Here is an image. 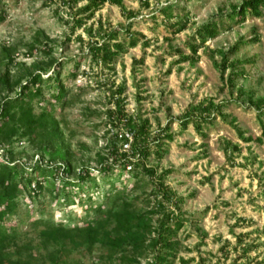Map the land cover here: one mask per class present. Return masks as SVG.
I'll return each instance as SVG.
<instances>
[{
    "label": "trees",
    "instance_id": "trees-1",
    "mask_svg": "<svg viewBox=\"0 0 264 264\" xmlns=\"http://www.w3.org/2000/svg\"><path fill=\"white\" fill-rule=\"evenodd\" d=\"M62 2L75 27L83 28L93 39L87 43L86 54L91 71L100 66L108 73L114 72L116 60L127 49L140 43L144 50L150 45L146 36L132 30L130 22L117 29L105 27L100 19L95 21V28L85 26L105 4L118 7L127 21L136 17L135 12L126 10L123 0ZM80 3L83 5L78 7ZM145 5L148 6V2ZM263 12L264 0H241L224 15L197 26L183 43L188 53L179 47L171 48L169 55L177 56L171 64L198 62L199 49L219 35L223 21L229 23L228 27L241 25L246 17L260 18ZM159 15L172 37L186 30L190 23L188 12L182 16L174 14L172 6L160 8ZM3 20L4 15L0 13V23ZM42 36L45 55L50 57L51 42L45 35ZM78 41L83 42L80 36ZM258 41V35L249 40L241 38L228 50L217 51L220 57L217 68L222 73L226 69L231 70L225 80L231 90L243 72L237 70L241 62L230 60V57L242 46ZM34 46H29L31 52L36 49ZM0 54V264H82L80 259L90 256L95 249L102 252L99 259L105 264H175L176 261L178 264H189L191 259L178 257V233L185 224L194 225L196 221L185 218L181 212L182 198L176 196L165 182L169 171L157 174L156 169L149 165L151 157L156 160L164 157L169 143L175 138L170 122L151 131L147 118L125 112L124 86H113L109 96L114 106V110L109 112L110 125L113 128L123 127L129 133V151H121V143L128 142V139L119 137L121 133H115L106 141L103 152L97 154L94 168L74 162L54 116L55 108H63L69 101L70 90L62 77L64 62L49 58L44 66L35 62L26 67L15 61L14 46H2ZM80 62H74L69 74L72 80L78 76ZM143 62L144 56L132 59L133 74ZM171 66L166 75L170 74ZM13 69L18 72H13ZM49 84H52V92L45 99L42 87ZM237 92L245 100L216 102L214 98H205L196 104L190 103L177 119L178 131H185L191 124L194 132L205 139L217 119H228L226 110L229 105L246 103L249 109L255 111L259 136L246 135L236 126L234 118L229 120V125L241 142L264 145V97L254 99L242 88H238ZM37 100L45 101L39 112H35L34 108ZM22 141L31 147L30 159L24 157L23 151H15V145ZM223 150L231 160L241 152L237 144L227 140H224ZM34 155H38L40 160L32 161ZM147 182L152 184L148 192L145 189ZM136 192L139 194L136 195ZM45 194L50 197L53 207L64 213L62 220H54L51 214L46 216L43 210L38 211L36 218L30 219L33 204L41 203ZM141 196H144V201L148 200L147 206H139ZM23 204L26 220L20 218ZM77 210H81L83 215L76 219L70 212ZM14 218H18V222ZM243 221L237 219L241 225H244ZM25 224L35 236H27L29 233L22 230ZM195 230L199 238L197 247L204 245L206 234L197 226ZM231 233L236 241L232 248L235 253L233 264H237L238 260H241L239 264L253 263L248 253L258 246L253 242L245 243L244 234ZM225 245L229 243L225 242ZM75 253L80 257L73 258ZM198 263L206 264L203 258H199Z\"/></svg>",
    "mask_w": 264,
    "mask_h": 264
},
{
    "label": "rangeland",
    "instance_id": "rangeland-1",
    "mask_svg": "<svg viewBox=\"0 0 264 264\" xmlns=\"http://www.w3.org/2000/svg\"><path fill=\"white\" fill-rule=\"evenodd\" d=\"M62 1L0 0V13L4 15L0 23V48L14 46L15 61L26 67L35 62L46 64L49 58L64 62L62 77L70 90L69 101L63 108L57 106L54 116L74 162L94 168L97 154L103 152L106 141L113 134L124 131L123 127L113 128L109 120V112L114 110L110 91L115 86L123 85V108L128 115L141 114L147 118L151 131L170 122L175 134L164 157L161 160L151 157L149 165L156 169L157 174L169 171L165 182L176 196L182 198L181 212L185 218L196 221L194 225L185 224L179 231L178 257L191 259L189 264H199V258L205 259L206 264H233L235 253L232 248L236 241L231 232H235L244 234L245 243L253 242L258 246L248 255L253 258V263L264 264V145L241 142L229 125V120L234 118L236 126L246 135L259 136L255 111L249 109L246 103L241 106L232 103L226 110L228 119H217L207 131L205 139L194 132L191 124L185 131H178L177 122L190 103L196 104L205 98H214L216 102L230 99L242 102L245 97H239L238 88L254 99L264 97V12L260 18L246 17L241 25L228 27L229 23L223 21L219 35L199 49L198 62L172 65L177 56L169 55L171 48L179 47L188 53L183 43L195 28L224 15L241 0H123L126 10L136 13V17L128 21L118 7L105 4L87 21L86 27L95 28L98 19L105 27L114 29L130 22L132 30L141 32L150 40V45L144 50L140 43L127 49L116 60L114 72L108 73L100 66L90 70L91 63L86 57L87 43L93 39L83 28L75 27ZM145 2H148V6ZM82 5L80 3L78 7ZM168 6H172L173 13L180 16L188 12L190 20L187 29L174 37L159 15V9ZM42 35L51 42L50 57L45 55ZM255 35L259 36L257 43L242 46L230 57V60L241 62L237 70L243 72L231 90L225 84L231 70L226 69L222 73L217 68L220 60L217 51H226L239 39L249 40ZM79 36L83 42L78 41ZM121 38L122 34L119 35ZM33 44L36 49L31 52L29 46ZM142 56L144 62L136 67L133 74L131 61ZM79 60L78 76L72 80L69 74L74 62ZM170 66L171 72L166 75ZM13 72L17 73L18 70L13 69ZM42 88L47 99L52 92V84L43 85ZM44 102H34L35 112L40 111ZM224 140L237 144L241 149L233 160L224 153ZM15 151H23L25 158H31V147L25 141L16 144ZM151 188L152 184L147 182L146 192ZM144 200V196H141L139 206H147L148 200ZM41 201L33 204L30 219L36 218L38 211L43 210L46 216L51 214L54 220H62L64 213L53 207L47 194ZM20 211V218L26 220L24 204ZM70 213L76 219L83 215L81 210ZM238 218L244 220V225L237 223ZM13 220L18 222V218ZM195 226L206 234L204 245L199 247ZM22 230L29 233L28 237L35 236L27 224L22 226ZM225 242L229 245H225ZM222 246L227 248L222 249ZM101 253L95 249L80 261L82 264H105L99 259ZM79 257L77 253L73 254V258Z\"/></svg>",
    "mask_w": 264,
    "mask_h": 264
},
{
    "label": "built area",
    "instance_id": "built-area-1",
    "mask_svg": "<svg viewBox=\"0 0 264 264\" xmlns=\"http://www.w3.org/2000/svg\"><path fill=\"white\" fill-rule=\"evenodd\" d=\"M121 136H124L125 138L128 139V142L121 143V151L128 152L129 151V142L131 141V136L126 131L121 132V134H119V137H121ZM0 154H1V150H0ZM38 160H40L39 156L38 155H34L33 158H32V161H38ZM129 168L130 167H128V169Z\"/></svg>",
    "mask_w": 264,
    "mask_h": 264
}]
</instances>
